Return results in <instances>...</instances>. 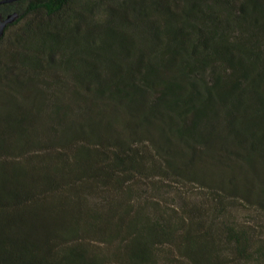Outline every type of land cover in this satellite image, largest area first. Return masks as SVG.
<instances>
[{
	"label": "trees",
	"instance_id": "1",
	"mask_svg": "<svg viewBox=\"0 0 264 264\" xmlns=\"http://www.w3.org/2000/svg\"><path fill=\"white\" fill-rule=\"evenodd\" d=\"M12 9L0 264H264V0Z\"/></svg>",
	"mask_w": 264,
	"mask_h": 264
},
{
	"label": "water",
	"instance_id": "2",
	"mask_svg": "<svg viewBox=\"0 0 264 264\" xmlns=\"http://www.w3.org/2000/svg\"><path fill=\"white\" fill-rule=\"evenodd\" d=\"M13 1H16V0H0V4L9 3V2H13ZM17 16H18V13L16 11L9 12L4 17H2V15H0V36L2 35L5 26L8 23L13 22L17 18Z\"/></svg>",
	"mask_w": 264,
	"mask_h": 264
},
{
	"label": "rangeland",
	"instance_id": "3",
	"mask_svg": "<svg viewBox=\"0 0 264 264\" xmlns=\"http://www.w3.org/2000/svg\"><path fill=\"white\" fill-rule=\"evenodd\" d=\"M12 11H16V10H13V9H12L11 11H8V12H5V13L0 12V15H2V17H4L6 14H8L9 12H12ZM29 94H30L31 96L38 97V93H36L35 91H30ZM244 216L246 217V215H245L244 213H241V214L239 215V217H241V218H244ZM209 245H210V246H212V245L215 246L216 243L211 242V243H209Z\"/></svg>",
	"mask_w": 264,
	"mask_h": 264
}]
</instances>
